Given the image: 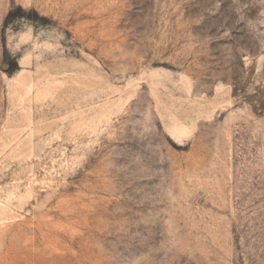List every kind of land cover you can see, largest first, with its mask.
I'll use <instances>...</instances> for the list:
<instances>
[{"label": "rangeland", "instance_id": "obj_1", "mask_svg": "<svg viewBox=\"0 0 264 264\" xmlns=\"http://www.w3.org/2000/svg\"><path fill=\"white\" fill-rule=\"evenodd\" d=\"M0 264H264V0H0Z\"/></svg>", "mask_w": 264, "mask_h": 264}, {"label": "water", "instance_id": "obj_2", "mask_svg": "<svg viewBox=\"0 0 264 264\" xmlns=\"http://www.w3.org/2000/svg\"><path fill=\"white\" fill-rule=\"evenodd\" d=\"M8 67H9V66H8V65H6V66H4V69H8Z\"/></svg>", "mask_w": 264, "mask_h": 264}]
</instances>
